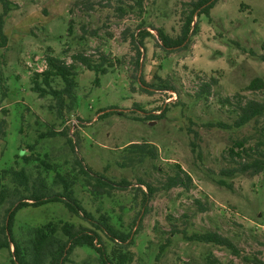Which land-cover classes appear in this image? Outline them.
Returning a JSON list of instances; mask_svg holds the SVG:
<instances>
[{
	"label": "rangeland",
	"instance_id": "1",
	"mask_svg": "<svg viewBox=\"0 0 264 264\" xmlns=\"http://www.w3.org/2000/svg\"><path fill=\"white\" fill-rule=\"evenodd\" d=\"M10 1L7 42L0 46V99L8 87L0 103L6 121L0 179L10 193L0 201V226L16 200L7 170L25 168L32 178L41 173L55 191L62 190L57 175L73 180L87 210L108 212L124 231L138 229L130 247L135 264H264V170L227 172L264 144V116L235 125L242 104L264 100V89L248 88L253 78L264 80V0H216L209 15H194L197 32L174 50L161 46L158 29L178 36L196 0ZM139 26L152 33L140 56L130 42ZM78 53L124 62L98 76L77 63V103L63 113L52 95L33 90L32 76L46 68L48 56L71 63ZM155 75L175 91L140 84V78L157 82ZM54 86L62 88V80ZM77 156L93 171L131 185L98 191L80 172ZM180 169L190 175L189 187L162 188ZM139 180L158 188L146 207ZM64 222L88 225L61 202L29 205L18 211L14 234L27 246L36 227L49 225V233L56 226L62 236ZM183 230L217 231L236 250L189 240ZM11 259L9 249L0 250V264ZM98 263L95 249L78 246L65 264Z\"/></svg>",
	"mask_w": 264,
	"mask_h": 264
},
{
	"label": "trees",
	"instance_id": "2",
	"mask_svg": "<svg viewBox=\"0 0 264 264\" xmlns=\"http://www.w3.org/2000/svg\"><path fill=\"white\" fill-rule=\"evenodd\" d=\"M215 2L216 0H196L191 15L188 17L182 32L176 37L169 35L161 28L158 29V40L161 46L168 50L186 46L191 39V35L195 34L199 28L196 23L192 24L194 15H209ZM0 4L3 8L2 13H0V46H4L7 42L4 23L8 12L12 9V3L10 0H0ZM137 30L136 33L131 35L130 42L140 56L141 50L146 48V38L151 36L152 33L145 26H139ZM72 58V62L67 63L63 59L53 55L48 56L46 59V68L34 73L32 76L33 90L38 92L42 97L52 95L55 99L56 107L63 113L73 110L77 103V63L83 64L98 76L107 73L109 68L113 69L124 62L123 58L109 59L105 55H102L99 61H95L89 55L83 53L74 54ZM135 63L136 67L139 68V61L137 60ZM155 76L158 79L157 82L149 84L140 78V84L143 87L146 85L154 89L175 91L173 85L166 79L158 75ZM56 78L62 80V88L54 86ZM248 88L251 90L264 89V80L261 77H255L251 80ZM206 91L208 89L204 87V92ZM7 94L8 87L3 86L0 103L2 99L7 97ZM239 109L240 114L235 121L236 126L245 125L253 119L264 116V100H248ZM5 113H7L6 110ZM5 125L6 121L3 119L0 120V136L5 133ZM54 133L56 132L49 134L53 135ZM69 142L73 149H75L77 144L72 143L71 139H69ZM137 147L142 148L140 145H137ZM148 152L151 153L150 150ZM246 154L249 157L245 161H240L234 168L229 169L227 172L232 175L235 172L257 174L264 170V144L262 146H256L255 149L251 148L250 153L246 152ZM77 160L80 172L89 179V185H93L100 192L118 188L126 189L131 185L130 181L126 178L115 181L102 172L93 171L79 156H77ZM7 172L11 174V179L14 184L12 192H16V200L11 201L9 207L5 209L4 221L0 226V250L7 248L11 251L13 264H65L69 260L72 251L78 246H89L95 249L99 254L98 264H135L134 254L130 251V247L135 242L138 229L124 231L112 223L111 215L108 212L102 211L96 216L87 210L75 194L73 180L63 175H57L55 182L61 183L62 190L55 191L49 187L41 173H38L36 177L32 178L25 168L19 170L10 168ZM191 180L190 175L183 169H180L175 175L168 177L162 188L170 189L180 185L189 187ZM139 181L141 186H146V191H144L143 187H139L143 192V204L146 207L158 188L145 181ZM3 188L0 179V201L4 199L6 192L10 193L9 189L6 190ZM48 202L63 203L70 213L80 216L88 225L64 222L59 227L62 236L56 234V226L52 227L49 233L47 231L50 228L49 225L36 227L34 229V237L29 240L30 245H23L14 234V225L18 211L29 205L41 206ZM180 232L189 240L215 243L236 250V246L231 239L217 231L209 230L188 233L186 230H183ZM105 238L112 243L110 250H108ZM170 243L171 239L168 237L167 241L161 244L160 250L156 255L157 261H159L161 254Z\"/></svg>",
	"mask_w": 264,
	"mask_h": 264
}]
</instances>
